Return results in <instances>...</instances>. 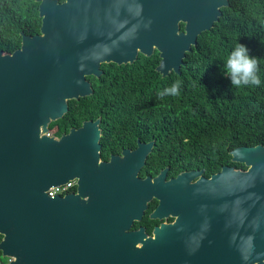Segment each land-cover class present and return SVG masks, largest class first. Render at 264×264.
<instances>
[{"label":"water","instance_id":"obj_1","mask_svg":"<svg viewBox=\"0 0 264 264\" xmlns=\"http://www.w3.org/2000/svg\"><path fill=\"white\" fill-rule=\"evenodd\" d=\"M39 33L0 52V264H264V147H238L208 178L138 177L152 142L99 161L98 120L58 139L47 124L91 93L99 65L156 50L161 76L208 31L226 0H36ZM178 24H183L179 30ZM74 180L73 193L48 197ZM149 217L172 223L129 231Z\"/></svg>","mask_w":264,"mask_h":264},{"label":"trees","instance_id":"obj_2","mask_svg":"<svg viewBox=\"0 0 264 264\" xmlns=\"http://www.w3.org/2000/svg\"><path fill=\"white\" fill-rule=\"evenodd\" d=\"M226 1L217 21L184 54L178 74L156 72V50L150 56L138 53L130 64L102 63L97 78L86 77L91 93L66 101L65 113L48 122L47 133L58 139L83 122L98 120L101 160L122 148L133 149L135 139L150 141L138 172L141 179L166 168L167 178L189 171H201L208 178L223 166L244 171L243 164L230 160L229 152L264 147V0ZM40 24L36 0H0V52L19 49L21 37L37 35ZM178 26L182 31L183 24ZM237 43L259 59V87H233L225 74L224 60ZM178 80V96L158 95ZM155 204H147L141 221L157 224L147 219ZM141 221L132 228L145 224ZM150 230L151 225L147 235ZM6 259L0 256V263Z\"/></svg>","mask_w":264,"mask_h":264},{"label":"clouds","instance_id":"obj_3","mask_svg":"<svg viewBox=\"0 0 264 264\" xmlns=\"http://www.w3.org/2000/svg\"><path fill=\"white\" fill-rule=\"evenodd\" d=\"M223 70L230 79L233 87L241 88L261 85L259 59L250 56L249 49L240 43L229 52L224 60ZM181 81H176L170 87L159 92L158 95L178 96L180 94Z\"/></svg>","mask_w":264,"mask_h":264},{"label":"flooded vegetation","instance_id":"obj_4","mask_svg":"<svg viewBox=\"0 0 264 264\" xmlns=\"http://www.w3.org/2000/svg\"><path fill=\"white\" fill-rule=\"evenodd\" d=\"M99 130V129H98ZM114 133H116V132H114ZM99 137H100V130H99ZM137 142H140L139 141V139H135V147L133 148V149H135L136 148V145H137ZM150 142V141H149ZM149 142H147V143H149ZM140 143H143V142H140ZM101 148V147H100ZM133 149H130V148H122V149H120L119 150V152L118 153H110L109 155H108V158H107V160H101L100 159V157H99V161L100 162H108L109 161V159H110V157H112V156H115V157H121V152L123 151V150H128V151H131V150H133ZM99 151H100V149H99ZM164 170V169H163ZM162 171V170H161ZM157 176V175H156ZM155 176V177H156ZM177 176V175H176ZM202 176V175H201ZM147 177H149V176H147ZM151 179L152 178H154V177H150ZM172 178H174V177H169V178H167V168H166V175H165V180L167 181V180H169V179H172ZM70 189H75V186H72ZM69 189V190H70ZM73 192H74V190H73ZM73 192H71V193H73ZM151 201H153V200H151ZM155 202H156V204H157V201L156 200H154ZM149 203V202H148ZM147 203V204H148ZM156 204H155V206H154V208L156 207ZM147 207V206H146ZM153 208V209H154ZM153 209L148 213V217H147V219L148 220H151V221H157V224H152V222H148V221H141V219H142V217H143V215H142V217H141V219L138 221V222H142V223H145L144 225L143 224H140V225H138L136 228H132V225H133V223H132V225L130 226V228H129V231H137L138 229H142L143 230V232H144V234L146 235V236H151V233H152V230H153V228L154 227H157V226H159L161 223H172V221H173V218H171V217H167L166 219H162V220H156V219H151L150 217H149V215L151 214V212L153 211ZM146 210V209H145ZM144 210V211H145ZM143 214H144V212H143ZM168 219H170V221L168 222ZM149 225H151V230H150V234L149 235H147L146 234V232H145V229L147 228V226H149ZM10 259H6V262H8ZM5 262V263H6Z\"/></svg>","mask_w":264,"mask_h":264},{"label":"built area","instance_id":"obj_5","mask_svg":"<svg viewBox=\"0 0 264 264\" xmlns=\"http://www.w3.org/2000/svg\"><path fill=\"white\" fill-rule=\"evenodd\" d=\"M47 136H50L48 133H46ZM75 186V181L70 180L66 182L63 185H58V186H51L46 190V195L48 197H53L55 195L63 196L68 192V190L72 187ZM8 259V258H7Z\"/></svg>","mask_w":264,"mask_h":264}]
</instances>
